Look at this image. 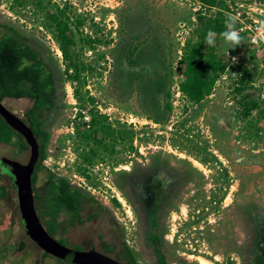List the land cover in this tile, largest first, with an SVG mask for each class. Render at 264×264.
Here are the masks:
<instances>
[{
  "label": "rangeland",
  "instance_id": "rangeland-1",
  "mask_svg": "<svg viewBox=\"0 0 264 264\" xmlns=\"http://www.w3.org/2000/svg\"><path fill=\"white\" fill-rule=\"evenodd\" d=\"M223 3L0 0V24L38 46L56 78L58 106L44 119L49 140L35 187L43 191L54 173L97 200L83 213L99 215L69 228L73 243L100 249L106 237L126 242L140 264H159L150 239L156 232L170 264H258L264 254V57L245 29L254 22L264 29V0ZM228 15L238 17L242 30L241 45L234 48L221 37ZM56 16L74 33L69 57L57 37ZM209 30L216 33L214 47L205 44ZM126 44L137 46L138 61L148 55L164 60L170 108L152 105L138 81L124 82L117 72ZM193 46L204 59L224 65L200 100L182 89ZM2 103L16 117L31 105L26 98ZM16 142L0 143V158L14 147L19 151ZM0 185L6 191L0 196V248L27 243L1 263L77 264L46 254L32 241L13 179L1 168Z\"/></svg>",
  "mask_w": 264,
  "mask_h": 264
},
{
  "label": "trees",
  "instance_id": "trees-1",
  "mask_svg": "<svg viewBox=\"0 0 264 264\" xmlns=\"http://www.w3.org/2000/svg\"><path fill=\"white\" fill-rule=\"evenodd\" d=\"M206 1L211 4L223 5L225 0ZM230 1L250 2L252 0ZM220 18L222 19V17ZM53 19L61 48L67 57H69L71 51L67 48L69 44L74 42V33L68 21L64 22L58 16ZM217 22H219V19ZM222 26V23L219 22L217 29H220ZM136 47L128 46V44L125 45L124 50H122V53H124H121L122 55L118 60L117 72L121 73L124 82L133 83L138 81L139 84L136 87L142 96H145L146 99L151 101L152 105L159 108L164 105L170 108L171 103L168 101L165 102L167 96V80L162 72L164 70V60L153 57V55H148L144 58L142 56L138 61L133 55ZM143 49L141 48L142 53ZM202 56H204L202 49L193 46L188 50L185 59L186 80L182 83V89L194 100H200L204 95H208L211 92L215 78L219 75V71L224 68L220 60L216 62L212 58L205 57L204 59ZM209 56H213V53H209ZM207 65H211L210 71L207 70ZM5 98H26L31 102V105L25 110L24 115L20 118L17 117V119L20 120L22 125H27L31 129L30 131L34 135L33 138L35 137L34 141L40 158V167H44L43 161L47 154L46 147L49 140V133L43 129V123L47 114L58 106L55 73L49 60H47L38 46L30 43L28 38L22 35L16 28L6 24H0V143H15L14 140L17 137L18 142H20L19 147L26 149L29 145L19 136V127H16L3 112L5 110L12 114L2 103ZM251 98L253 97H250L249 101L253 100ZM158 120L159 117H155V121ZM36 179L37 172L33 175V187ZM157 183L158 185L164 186L162 181H158ZM5 195L6 191L4 186L0 185L1 198L3 199ZM33 195L35 210L40 216L42 224L48 233L55 237L58 242L61 241L62 234L67 231L69 226L83 224L88 219L96 218L99 215L97 210L96 212L90 213L89 216L84 217L83 211L86 209V206L96 203L97 200L70 182L66 177L57 176L54 173L50 174L48 184L43 191L34 187ZM115 203L119 204L117 200ZM158 207L159 202L155 203L150 213L152 227H156L157 224L155 212ZM24 228L27 231L25 224ZM150 239L156 243L155 249L158 263L170 264L166 254L162 252L159 245V234L156 232L151 233ZM63 244H66V242L64 241ZM26 245V241H21L18 248L12 247L11 245H3L0 248V264H2L1 257L5 256L6 259L15 250L22 251L25 249ZM124 250L119 254L120 259L126 260L129 264H140L127 244ZM45 253L48 254L47 251ZM257 263L264 264V254L258 256Z\"/></svg>",
  "mask_w": 264,
  "mask_h": 264
},
{
  "label": "water",
  "instance_id": "water-1",
  "mask_svg": "<svg viewBox=\"0 0 264 264\" xmlns=\"http://www.w3.org/2000/svg\"><path fill=\"white\" fill-rule=\"evenodd\" d=\"M3 112L16 127H19L20 131L24 132V127H22L23 125L20 126L22 123L15 116L6 112L5 110ZM24 134L27 138L30 137L29 135H27L26 131L24 132ZM13 165L18 166L16 164ZM28 167H25L24 171L20 173L18 180H16V183L23 221L29 235L34 239V241H36L49 253L54 254L55 256H58L62 259H66L67 261L72 263L121 264L94 250L88 252L78 251L61 245L52 235L48 233V231L41 223L35 210V201L31 184V171L27 170Z\"/></svg>",
  "mask_w": 264,
  "mask_h": 264
},
{
  "label": "flooded vegetation",
  "instance_id": "flooded-vegetation-1",
  "mask_svg": "<svg viewBox=\"0 0 264 264\" xmlns=\"http://www.w3.org/2000/svg\"><path fill=\"white\" fill-rule=\"evenodd\" d=\"M15 117H16V115H15ZM18 118H20V117H18ZM20 126H22V124ZM22 127H24L23 128L24 132L26 131L27 135H29L30 137L27 138L26 135L24 134V132H22V131L18 132L19 136L22 138V140L26 141V143L29 145V147L26 148V149H21L19 147L20 146V142H19L18 143L19 145L17 146L19 151H17V148L14 147V149L11 150L13 153H11L9 157H5L4 156V157L0 158V168H1V170L4 173H7L9 176L12 177L13 182H14V187L16 188L17 191H18V189H17L16 180H18L20 173H22L24 171L25 167H28V166L30 167V168L28 167L27 170L31 171V184H32V189L33 190H34V187H35V185L33 187V175L35 174V172H37V174H38L40 172V170H41L40 158H39L38 150L36 149V145H35L36 143L34 141L35 137L33 138L34 135L32 134V132L30 131L31 129L27 125H25V126L23 125ZM14 141L18 142L19 140H17V137H16V140H14ZM1 144L7 145L6 143H1ZM17 152H19L20 156L23 155V158H24V156H27V160L24 162V161L21 160V158L18 159V157L16 155ZM12 163L18 165L19 167L18 166H14ZM151 223H152V220L150 218V224ZM83 224H80V225H77V226H82ZM77 226L75 225V227H77ZM70 227L71 226H69L67 231L64 234H62V236H61V241L62 240L65 241L66 244H63L64 242H61V245H64L66 247H69V248H72L73 250H78V251L88 252V251L94 250V251H96V252H98V253H100V254H102L104 256L109 257L112 260H115V261L121 263V264H129L124 259H120V256H119V254L122 253V250L125 249L126 244H127L126 242L116 241L117 242L116 243V242H112L111 240H109V241L106 240V237H101V239H100V249H96V248H94L92 246L87 247V244L77 243V242L73 243L71 241V237L67 235L68 230H69ZM98 235L101 236L100 233H98ZM32 241L35 242V244H37L40 248H42L44 252L47 251L43 247H41L36 241H34L33 238H32ZM47 253H48V255H50V256H52L54 258L61 259L63 261H67L66 259H62V258H60L58 256H55L54 254H51L48 251H47ZM68 262H66V263H68ZM69 263H71V262H69Z\"/></svg>",
  "mask_w": 264,
  "mask_h": 264
},
{
  "label": "clouds",
  "instance_id": "clouds-1",
  "mask_svg": "<svg viewBox=\"0 0 264 264\" xmlns=\"http://www.w3.org/2000/svg\"><path fill=\"white\" fill-rule=\"evenodd\" d=\"M238 17L234 15H228L224 24L225 30L221 33V37L225 43L232 46V48L241 45L242 37L236 28ZM216 43V33L209 30L205 37V44L208 47H214Z\"/></svg>",
  "mask_w": 264,
  "mask_h": 264
},
{
  "label": "built area",
  "instance_id": "built-area-1",
  "mask_svg": "<svg viewBox=\"0 0 264 264\" xmlns=\"http://www.w3.org/2000/svg\"><path fill=\"white\" fill-rule=\"evenodd\" d=\"M240 35L242 34V30H238ZM245 31L249 35V42L252 45V48L256 51L262 52L264 57V29L254 22L248 26H246Z\"/></svg>",
  "mask_w": 264,
  "mask_h": 264
},
{
  "label": "crops",
  "instance_id": "crops-1",
  "mask_svg": "<svg viewBox=\"0 0 264 264\" xmlns=\"http://www.w3.org/2000/svg\"><path fill=\"white\" fill-rule=\"evenodd\" d=\"M207 261H209V260H207ZM209 264V263H208Z\"/></svg>",
  "mask_w": 264,
  "mask_h": 264
},
{
  "label": "bare ground",
  "instance_id": "bare-ground-1",
  "mask_svg": "<svg viewBox=\"0 0 264 264\" xmlns=\"http://www.w3.org/2000/svg\"><path fill=\"white\" fill-rule=\"evenodd\" d=\"M204 262V261H203Z\"/></svg>",
  "mask_w": 264,
  "mask_h": 264
}]
</instances>
